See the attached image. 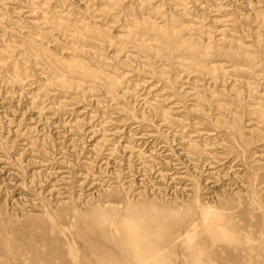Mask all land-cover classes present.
Returning a JSON list of instances; mask_svg holds the SVG:
<instances>
[{"label":"rangeland","instance_id":"rangeland-1","mask_svg":"<svg viewBox=\"0 0 264 264\" xmlns=\"http://www.w3.org/2000/svg\"><path fill=\"white\" fill-rule=\"evenodd\" d=\"M0 264H264V0H0Z\"/></svg>","mask_w":264,"mask_h":264}]
</instances>
